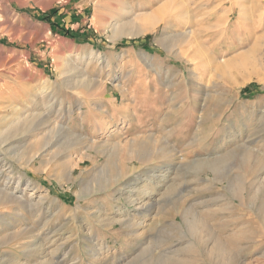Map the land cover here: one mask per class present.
Instances as JSON below:
<instances>
[{
	"label": "rangeland",
	"instance_id": "1",
	"mask_svg": "<svg viewBox=\"0 0 264 264\" xmlns=\"http://www.w3.org/2000/svg\"><path fill=\"white\" fill-rule=\"evenodd\" d=\"M0 137V264H264V0H0Z\"/></svg>",
	"mask_w": 264,
	"mask_h": 264
},
{
	"label": "bare ground",
	"instance_id": "2",
	"mask_svg": "<svg viewBox=\"0 0 264 264\" xmlns=\"http://www.w3.org/2000/svg\"><path fill=\"white\" fill-rule=\"evenodd\" d=\"M150 22H151V24H145L144 26H142L141 28H140V26H139V28H138V30H136L137 32H134L133 31V33H135V35H139V34H142V33H144V32H146V31H148V30H150L151 28H152V25H153V21H151L150 20ZM119 27V26H118ZM130 27V26H129ZM114 28H116V27H114ZM127 28V27H126ZM136 29V28H135ZM132 32V31H131ZM115 35H117V34H115ZM121 37V36H120ZM73 68V67H72ZM75 70V69H74ZM71 80V79H70ZM86 80V79H85ZM92 80V79H91ZM82 81H84V80H82ZM84 82H86V81H84ZM88 82V81H87ZM77 83V82H76ZM96 83V82H95ZM96 90V89H95ZM11 108V107H10ZM37 115V114H36ZM44 117V116H43ZM40 118V117H39ZM29 119V118H28ZM15 120V119H14ZM34 120V119H33ZM44 120V119H43ZM44 122V121H43ZM41 124H42V122H41ZM24 125V124H23ZM30 125V123H28V126ZM28 126H26V125H24V129L25 130H27V129H29V127ZM31 126V125H30ZM42 126V125H41ZM43 128V127H42ZM19 129V128H18ZM52 130V129H51ZM58 130V129H57ZM14 131H16V128L14 127L13 129H11L9 132L10 133H14ZM21 131H22V129H21ZM18 132V131H17ZM34 132V131H33ZM51 132V131H50ZM12 133V134H13ZM19 133V132H18ZM17 133V134H18ZM12 134H10V138L11 137H13V135ZM25 134V133H24ZM57 134V133H56ZM52 135V134H51ZM1 136H3V135H1ZM48 136V135H47ZM15 137V136H14ZM50 137V136H49ZM1 138V137H0ZM7 138V137H6ZM23 138V137H22ZM53 138V137H52ZM1 142V141H0ZM9 142V141H8ZM3 143V142H2ZM11 147V146H10ZM12 149V148H11ZM10 149V150H11ZM245 152V151H244ZM58 153V152H57ZM33 158V157H32ZM1 161V160H0ZM32 161V160H31ZM96 162V161H95ZM123 163V162H122ZM5 164V163H4ZM107 164V163H106ZM75 165V164H74ZM78 165H80V164H78ZM118 165V164H117ZM116 168H118L119 169V167L117 166ZM105 169V168H104ZM103 169V170H104ZM5 170V169H4ZM102 173V172H101ZM105 174V173H104ZM117 174L119 175V170H117ZM100 175V174H99ZM111 177V176H110ZM112 179V178H111ZM115 180H117V178L116 177H114V179H112V180H110V179H106V177H104V181H106V183L107 184H109L111 181H112V183L115 181ZM116 183V182H115ZM89 187V186H88ZM98 187V186H97ZM99 188V187H98ZM85 189V188H84ZM94 190V189H93ZM19 200V196L18 195H16L14 192H12V193H9V192H7V191H3V190H0V203H7V202H17ZM167 245V244H166ZM152 249V248H151ZM159 253V252H158ZM153 257V256H152ZM152 260H151V262L149 263V262H145V264H167L168 262L166 261V260H169L168 259V257H163L162 255L160 256V255H158L156 258H151ZM178 259V258H177ZM171 261V260H170ZM171 262H169L168 264H170Z\"/></svg>",
	"mask_w": 264,
	"mask_h": 264
},
{
	"label": "trees",
	"instance_id": "3",
	"mask_svg": "<svg viewBox=\"0 0 264 264\" xmlns=\"http://www.w3.org/2000/svg\"><path fill=\"white\" fill-rule=\"evenodd\" d=\"M250 87H251V86L246 87V88H245V91L248 90Z\"/></svg>",
	"mask_w": 264,
	"mask_h": 264
}]
</instances>
